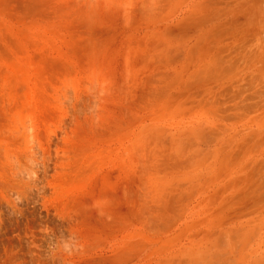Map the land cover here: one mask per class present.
<instances>
[{
    "label": "rangeland",
    "instance_id": "374dc122",
    "mask_svg": "<svg viewBox=\"0 0 264 264\" xmlns=\"http://www.w3.org/2000/svg\"><path fill=\"white\" fill-rule=\"evenodd\" d=\"M0 264H264V0H0Z\"/></svg>",
    "mask_w": 264,
    "mask_h": 264
}]
</instances>
